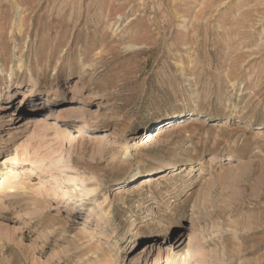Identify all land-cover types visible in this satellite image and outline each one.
<instances>
[{"label":"rangeland","instance_id":"1","mask_svg":"<svg viewBox=\"0 0 264 264\" xmlns=\"http://www.w3.org/2000/svg\"><path fill=\"white\" fill-rule=\"evenodd\" d=\"M27 145L63 159L31 187L98 190L0 199V264H154L193 233L206 264H264V0H0V176Z\"/></svg>","mask_w":264,"mask_h":264},{"label":"bare ground","instance_id":"2","mask_svg":"<svg viewBox=\"0 0 264 264\" xmlns=\"http://www.w3.org/2000/svg\"><path fill=\"white\" fill-rule=\"evenodd\" d=\"M81 122H82L81 125L78 126L77 131H75L73 135L70 134L69 132L61 131L53 128V130L55 131L54 133L56 135L54 137L55 138L57 137V141L60 144L59 149L63 150V153L65 146V145L63 146L64 142L68 141L72 146H76V145L79 146L88 140L87 137L89 134H91L90 132H88V130L92 128V124L87 120ZM172 126L173 125H171V127ZM39 128L41 129L43 128L42 130L52 129L47 124L40 125ZM162 130H170V128L169 129L164 128ZM145 137H147V140H151L152 138H154V135L147 133ZM100 139L102 140V138H99V140ZM41 145H43V143ZM27 146H28L27 148H23L24 151L22 152V154L19 152V149H17L18 153L17 154L12 153L11 155L7 156L6 160L2 164V166L9 169V172L5 174L2 172L3 174L2 176H0L1 200L4 199L7 195L17 194L18 188L25 190L27 188L31 190L34 189L33 191H35L38 196L43 195V191L45 190L47 192L52 191L56 193L57 196L62 195V197L64 198L66 197L80 198L81 200H84L87 197L94 196L97 193L98 187L89 186L91 184L90 179H88L86 176L82 175L79 171H76L73 168H67V166L65 167L63 166L61 167V169L58 168L59 172L61 173L60 176H56L53 173H51V177L53 181H55V184L51 182L48 184V182L41 181L37 184L38 187L37 186L31 187L33 185L32 184H30L31 186L29 185L30 180L27 177L28 170H25L24 168L22 169L21 166L32 165L33 167H35L33 168V170L37 169L43 171V169L48 167L46 164L48 161L53 162L55 158V154L53 151H51L52 149L49 150L47 149V147H40L39 145L38 148L37 146L35 147V145H27ZM54 150L57 151L56 149ZM1 153L4 154L3 152ZM55 159L56 160H54V162L63 160L61 158H60L61 160H58L57 158ZM228 159L229 161H233L234 156L230 155ZM60 164L61 163H59V165ZM176 166L177 165H174V167ZM178 170L179 169L177 168V171ZM183 170H184V166L181 167V171L179 172H182ZM66 171H71L72 173L69 174L66 173ZM155 173L156 172L151 171V173L146 178H143L142 184L144 186L152 184L155 181V177H154ZM65 184L71 185L73 188L68 189L67 187L64 186ZM99 206H101V204ZM212 228L213 230H216V232L217 231L219 232L220 230L223 229V223L221 222V220L220 221L217 220L214 223H212ZM197 239H198L197 235L193 233L190 236L189 243L185 247H182L183 246L182 243L173 244L171 242L165 248L160 247L158 250V254L155 257L154 264H161V263L162 264H206L204 249L202 245H198L197 248L196 247L194 248L193 242L198 241Z\"/></svg>","mask_w":264,"mask_h":264}]
</instances>
